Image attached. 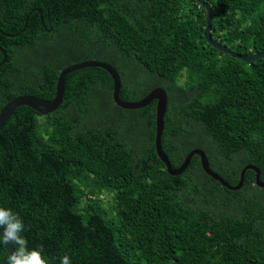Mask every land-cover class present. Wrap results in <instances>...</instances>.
<instances>
[{
  "label": "trees",
  "instance_id": "trees-1",
  "mask_svg": "<svg viewBox=\"0 0 264 264\" xmlns=\"http://www.w3.org/2000/svg\"><path fill=\"white\" fill-rule=\"evenodd\" d=\"M205 1L212 38L264 51V0ZM204 27L195 0H0V109L20 95L50 100L65 66L101 60L124 101L165 90L171 167L200 148L228 184L247 164L264 181V57L219 51ZM112 87L101 67L73 70L56 110L18 106L0 129V207L23 220L27 247L43 246L49 264L65 254L72 264H264L255 172L229 190L193 155L170 175L155 151V101L124 109ZM9 255L0 241V264Z\"/></svg>",
  "mask_w": 264,
  "mask_h": 264
},
{
  "label": "water",
  "instance_id": "water-1",
  "mask_svg": "<svg viewBox=\"0 0 264 264\" xmlns=\"http://www.w3.org/2000/svg\"><path fill=\"white\" fill-rule=\"evenodd\" d=\"M195 1L199 5H201L204 10L205 27L203 29V36L206 39L207 43H209L212 47L216 48L219 51L230 54L232 57H237L247 62L250 60L264 57V51L258 53H251L248 55H241L235 51H232L229 47L222 45L220 42L212 38L210 29H211V23L214 13L213 8L205 0H195ZM23 30L24 28H22L19 33H21ZM8 35L12 36L10 34ZM0 51L3 55V59L0 62V66H1L6 61V53L1 47H0ZM90 66L101 67L110 74L113 81L112 98L118 106L124 109H138L144 107L153 100L155 101L156 103L155 104V135H154L155 151L158 157L161 159V161L165 164L166 170L170 175L181 174L188 166L192 156L198 155L200 159L201 167L204 170V172L213 179L217 180L219 183H221L222 186L228 188L229 190H237L242 186L244 180V173L247 169H252L255 172V183L258 186L261 187L264 186V181H261L260 179L259 168H257L253 164H247L241 169L239 174V181L237 184L235 185L228 184L219 174H217L215 171H213L210 168L208 159L204 151L200 148H193L185 155L182 163L178 167L176 168L171 167L169 159L161 147V135L164 124L163 117L167 107V94L165 90L162 87H154L144 97H142L137 101H124L119 97L120 77L117 70L109 63L101 60L91 59V60L81 61L78 63H72L65 66L58 74L56 86H55V94L54 97L50 100L40 99L30 95H20L6 102L0 109V129L5 125L9 117L13 115L15 109L18 106H22V105L28 106L41 115H46L56 110L63 98L64 81L66 74L73 70L90 67ZM0 231H2V229H0ZM6 247L9 253L11 254L12 246L6 244Z\"/></svg>",
  "mask_w": 264,
  "mask_h": 264
},
{
  "label": "clouds",
  "instance_id": "clouds-1",
  "mask_svg": "<svg viewBox=\"0 0 264 264\" xmlns=\"http://www.w3.org/2000/svg\"><path fill=\"white\" fill-rule=\"evenodd\" d=\"M0 229V241L12 246L8 264H49V260L43 255V246L36 249L27 247L28 241L21 235L25 230L24 222L17 213L0 207ZM59 259L60 264H72L67 254Z\"/></svg>",
  "mask_w": 264,
  "mask_h": 264
},
{
  "label": "rangeland",
  "instance_id": "rangeland-1",
  "mask_svg": "<svg viewBox=\"0 0 264 264\" xmlns=\"http://www.w3.org/2000/svg\"><path fill=\"white\" fill-rule=\"evenodd\" d=\"M104 199H105V202H109L110 201V195H104Z\"/></svg>",
  "mask_w": 264,
  "mask_h": 264
}]
</instances>
